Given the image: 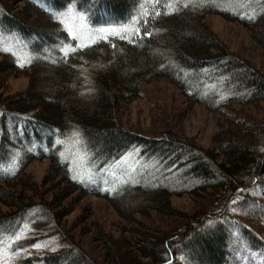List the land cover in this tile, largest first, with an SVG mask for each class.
Segmentation results:
<instances>
[{"label": "trees", "instance_id": "obj_1", "mask_svg": "<svg viewBox=\"0 0 264 264\" xmlns=\"http://www.w3.org/2000/svg\"><path fill=\"white\" fill-rule=\"evenodd\" d=\"M18 2L24 3L18 13L0 2V54L9 59L0 62V74L54 68L59 81L50 96L38 91L0 96V203L9 209H0L2 262L99 264L63 227V211L55 202L28 198L38 187L22 173L36 159L49 158L51 180L66 182L62 199L75 191L103 197L129 221L149 210L174 215L172 196L208 190L226 200L222 208L239 197L248 217L262 214L244 207L264 146L227 138L215 153L173 134L146 136L125 127L117 109L156 77L167 78L188 101L210 112L264 100V72L235 54L205 19L215 13L237 21L264 47V0ZM71 8L103 26H122L136 16L135 28L80 44L63 21ZM35 16L47 17L53 30L41 32L36 21L28 22ZM79 155L83 170L74 168ZM9 180H19L26 192L2 183ZM238 221L223 210L195 215L174 237L138 251L151 260L147 264H165L174 255L186 264H242L241 253H264V240ZM110 248L111 264H129L130 253Z\"/></svg>", "mask_w": 264, "mask_h": 264}, {"label": "rangeland", "instance_id": "obj_2", "mask_svg": "<svg viewBox=\"0 0 264 264\" xmlns=\"http://www.w3.org/2000/svg\"><path fill=\"white\" fill-rule=\"evenodd\" d=\"M16 1L0 0L3 5L11 6L13 12L18 13L24 9V3H16ZM62 17L66 29L80 44L133 31L135 28L133 22L136 19V16H132V20L122 26L97 25L86 13L74 8L66 10ZM205 19L209 27L235 54L264 72V47L253 38L244 25L215 13L207 14ZM46 20L49 19L35 16L28 22L36 21V27L41 32L53 30V25L45 23ZM10 42L6 43L10 44ZM12 44L20 45L16 41ZM13 45H10L11 49H14ZM19 54L22 60L28 55L23 49ZM6 60L9 59L0 54V62ZM58 81L54 68H46L37 73L31 70L1 73L0 96L16 97L34 91L50 96L58 88L56 86ZM117 113L125 127L139 134L154 137L173 134L180 139L194 141L207 149L214 150L215 153L219 143L227 138L237 137L254 148L264 146V100L210 112L203 105L188 101L180 89L165 77H156L143 83L139 96L131 101H121ZM76 147L78 149V146ZM218 159L223 160L222 156ZM76 161L78 163L74 168L83 170V156L79 155ZM259 169L252 188L247 191L248 204L244 207L246 211L259 209L262 214L258 217H252L254 214L248 217L245 211L242 212L243 209L240 210L239 205L243 206V201L238 202L239 197L236 198L237 200L232 198L231 202L228 201L222 208L226 200L221 199L219 197L221 195L214 190H208L199 195L183 193L172 196L171 212L174 215L149 210L146 214L130 215L129 221L103 197L75 191L62 199L66 194L62 189L66 188L67 184L62 180H51L49 158L33 160L23 171L22 177L31 180L38 187L37 191L29 193L28 198L34 201L55 202L56 208L63 211V227L74 235L77 244L99 260V264H111L110 247L119 249L121 254L130 253L129 264H147L151 260L142 256L138 248L163 237H174L195 215L208 216L223 210V213L227 212L228 216L239 220L264 240V158ZM87 179L92 180L91 177ZM8 182L14 185L16 190L24 193L25 189L19 186V180L14 183L12 180L2 181L6 185L9 184ZM0 209L9 210L1 203ZM98 229L101 230V235L98 234ZM240 256L242 264H264L263 252L241 253ZM0 264L6 263L0 259ZM165 264L186 263L181 255H174Z\"/></svg>", "mask_w": 264, "mask_h": 264}, {"label": "snow or ice", "instance_id": "obj_3", "mask_svg": "<svg viewBox=\"0 0 264 264\" xmlns=\"http://www.w3.org/2000/svg\"><path fill=\"white\" fill-rule=\"evenodd\" d=\"M105 39L107 38V37H104Z\"/></svg>", "mask_w": 264, "mask_h": 264}]
</instances>
